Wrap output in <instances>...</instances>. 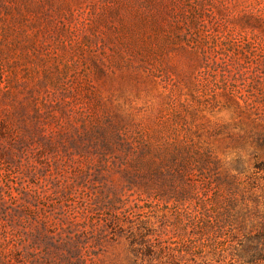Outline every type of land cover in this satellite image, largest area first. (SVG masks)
<instances>
[{"label":"rangeland","instance_id":"rangeland-1","mask_svg":"<svg viewBox=\"0 0 264 264\" xmlns=\"http://www.w3.org/2000/svg\"><path fill=\"white\" fill-rule=\"evenodd\" d=\"M31 121L58 138L33 137L0 179L14 239L37 223L10 197L37 190L41 216L86 233L88 264H136L127 228L173 264L264 248V0H0L4 145Z\"/></svg>","mask_w":264,"mask_h":264},{"label":"trees","instance_id":"trees-1","mask_svg":"<svg viewBox=\"0 0 264 264\" xmlns=\"http://www.w3.org/2000/svg\"><path fill=\"white\" fill-rule=\"evenodd\" d=\"M38 115L39 113L36 111L35 117L32 116V119L36 118ZM25 133L28 134V136L23 135L18 140H12L7 146L4 145V141H6V139L11 136L13 137V134L7 129V127L2 125L0 126V179L4 178V176L7 177L10 175L8 172L11 170H7L8 165L14 162L16 151H18L22 146H29L33 143L32 141L35 138L36 142L43 147V150L54 148V142L58 138L56 137V134L47 135L45 132H43L38 121H31V125L27 130H25ZM99 137H103V141L107 145H112L116 143V141L122 139L119 130L111 131L109 129L102 130ZM21 167L22 164L18 166V169ZM20 173L23 174L21 171ZM127 179L130 180L132 184L143 183L147 181L145 179L138 180L136 178ZM9 187L10 189L13 188L12 185ZM31 192L33 193L32 197L38 201V204L37 202H34L36 205H33L32 202L26 197L22 199V197L20 198L13 196L12 194V197L10 198L11 200L15 201L16 204H19V201H24V203L21 202L20 207L25 208L29 212L26 221L29 223L33 220L37 223V225L33 232L30 233V238L14 239L19 234L14 233L13 230H7V227L4 226V223L0 221V228L3 229L2 233L0 234V264H88L82 252L85 241L81 239V237H83L82 235L86 233H82V235H74V232L71 230V228L68 227L69 231L68 228L65 230L63 228L64 223L62 224V222H66L67 218L61 220V223H59V227L57 229L52 223H50V214L46 213L47 215L41 216L42 212L46 211L42 210L39 206V201H41L44 203L43 205L45 207L47 205L45 202H47L51 197L46 196L43 192H39L37 190H31ZM24 195L26 196L27 194ZM4 205L5 196L0 194V206L3 207ZM52 205L55 206V204ZM0 211L5 212V209L2 210L0 208ZM20 211L21 210L19 209L13 210V216H16L18 219H20ZM70 218L71 222L73 223L77 221V216ZM113 226L114 228L122 227L119 224V218L115 221H112L111 227L113 228ZM127 230V238L129 239L132 251L135 253L137 258L136 264H173L176 261L175 258L171 259L174 257L173 255H170L165 262L160 261L159 256L155 255L154 248L150 241L146 238L145 234L139 232L138 230H133V228H127ZM253 249L258 251L259 254L258 256H253L251 264H253L252 262H254V264H264V248L260 250L257 248ZM249 250L252 249L249 248ZM140 255H143L142 259Z\"/></svg>","mask_w":264,"mask_h":264}]
</instances>
